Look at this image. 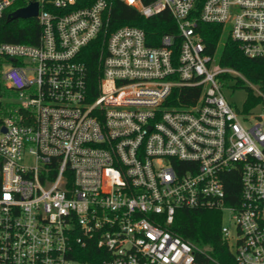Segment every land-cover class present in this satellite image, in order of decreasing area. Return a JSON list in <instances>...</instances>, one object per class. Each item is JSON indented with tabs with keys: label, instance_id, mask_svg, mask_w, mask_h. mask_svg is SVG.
<instances>
[{
	"label": "built area",
	"instance_id": "1",
	"mask_svg": "<svg viewBox=\"0 0 264 264\" xmlns=\"http://www.w3.org/2000/svg\"><path fill=\"white\" fill-rule=\"evenodd\" d=\"M120 1L169 11L179 43L110 28L112 0H0V26L37 2L41 31L0 40V264H205L210 248L171 229L180 208L219 209L237 262L264 264V93L220 62L227 37L264 59V0ZM201 22L222 26L213 51ZM224 73L262 100L235 109Z\"/></svg>",
	"mask_w": 264,
	"mask_h": 264
},
{
	"label": "trees",
	"instance_id": "2",
	"mask_svg": "<svg viewBox=\"0 0 264 264\" xmlns=\"http://www.w3.org/2000/svg\"><path fill=\"white\" fill-rule=\"evenodd\" d=\"M149 1V0H146ZM110 28L123 24H134L142 27L146 34L148 42L157 45L163 34L169 33L177 35V23L175 18L165 10L158 15L147 18L139 14V12L120 0H112ZM0 40L13 42H30L36 43L40 28L35 19L19 18L15 20L4 19L1 24ZM199 30L202 32L207 43L209 51H213L217 42L222 38V26L217 23L199 24ZM176 42L179 43L177 35ZM224 45L220 50V62L224 66H230L257 85L264 93V59L259 57H248L239 47V44L227 37L224 39ZM96 53L92 52L86 60L90 66L93 76L98 72L96 62ZM237 78L232 74H225L222 79ZM242 78V77H241ZM236 79V85L245 87L248 97L244 103L246 108H251L262 100V97L256 94L253 88L245 84L244 79ZM244 82V83H243ZM9 94L13 93L7 90ZM6 113L5 104L0 100V122ZM227 197L226 202L234 204L239 201L240 175L233 173L231 178L226 182ZM222 213L219 209L214 208H180L176 212V218L171 225V229L183 238L197 243L198 245L210 248V257H205V264H239L231 253L227 242L221 233Z\"/></svg>",
	"mask_w": 264,
	"mask_h": 264
},
{
	"label": "rangeland",
	"instance_id": "3",
	"mask_svg": "<svg viewBox=\"0 0 264 264\" xmlns=\"http://www.w3.org/2000/svg\"><path fill=\"white\" fill-rule=\"evenodd\" d=\"M238 78H241V76H237V78H232V79H225V77H224L222 90H223L225 97L230 102V104L235 109L240 110L241 107H243V105H244V103L248 97V93H247V90L245 87H241V86L235 84L236 83L235 80ZM245 84H248L247 81H245ZM255 86H257V85H255ZM253 111H254V113H258V112L262 111V109L260 107H257ZM251 121L253 122L254 120H251ZM223 222L226 224L229 223L227 214H224Z\"/></svg>",
	"mask_w": 264,
	"mask_h": 264
},
{
	"label": "water",
	"instance_id": "4",
	"mask_svg": "<svg viewBox=\"0 0 264 264\" xmlns=\"http://www.w3.org/2000/svg\"><path fill=\"white\" fill-rule=\"evenodd\" d=\"M38 11V3L32 2L28 6L21 7L13 11L11 14L8 15V20H13L16 18H28L33 15H36Z\"/></svg>",
	"mask_w": 264,
	"mask_h": 264
}]
</instances>
